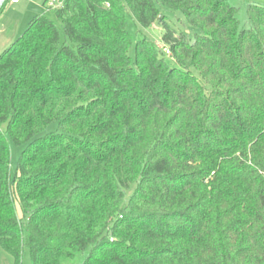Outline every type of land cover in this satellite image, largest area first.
Wrapping results in <instances>:
<instances>
[{
  "label": "trees",
  "instance_id": "obj_1",
  "mask_svg": "<svg viewBox=\"0 0 264 264\" xmlns=\"http://www.w3.org/2000/svg\"><path fill=\"white\" fill-rule=\"evenodd\" d=\"M48 11L0 54L13 264L24 249L32 264H264V7L248 5V27L227 0ZM127 16L160 40L133 45ZM10 143L23 147L13 171Z\"/></svg>",
  "mask_w": 264,
  "mask_h": 264
},
{
  "label": "rangeland",
  "instance_id": "obj_2",
  "mask_svg": "<svg viewBox=\"0 0 264 264\" xmlns=\"http://www.w3.org/2000/svg\"><path fill=\"white\" fill-rule=\"evenodd\" d=\"M46 0H18L17 4L8 1L0 12V54L8 48L28 27L31 20L40 14L47 15L48 18L54 20V14L45 8ZM230 5L237 8V19L241 26L248 27L246 10L248 5H259L264 7V0H227ZM167 21L176 30L193 36L195 30L190 27L184 16L176 11L162 10ZM127 28L132 36L133 45L136 40L144 36H148L154 41H159L162 30L158 26H152L148 29H140L135 21L127 16ZM132 53V49H131ZM56 124L52 123L48 126L47 131L55 128ZM11 157V170L15 169L17 160L22 151V146L9 144ZM0 264H13L12 257L0 247ZM21 264H32L27 249H24L21 257ZM77 264H82L81 260Z\"/></svg>",
  "mask_w": 264,
  "mask_h": 264
},
{
  "label": "built area",
  "instance_id": "obj_3",
  "mask_svg": "<svg viewBox=\"0 0 264 264\" xmlns=\"http://www.w3.org/2000/svg\"><path fill=\"white\" fill-rule=\"evenodd\" d=\"M11 1L13 3H16L18 0H11ZM63 2H64V0H46L45 1V8L47 11L61 8L63 6ZM164 51L166 53H169V51L166 48H164Z\"/></svg>",
  "mask_w": 264,
  "mask_h": 264
},
{
  "label": "water",
  "instance_id": "obj_4",
  "mask_svg": "<svg viewBox=\"0 0 264 264\" xmlns=\"http://www.w3.org/2000/svg\"><path fill=\"white\" fill-rule=\"evenodd\" d=\"M5 2H6V0H0V10L2 9Z\"/></svg>",
  "mask_w": 264,
  "mask_h": 264
},
{
  "label": "crops",
  "instance_id": "obj_5",
  "mask_svg": "<svg viewBox=\"0 0 264 264\" xmlns=\"http://www.w3.org/2000/svg\"><path fill=\"white\" fill-rule=\"evenodd\" d=\"M12 2V1H11ZM13 3V2H12ZM18 3V1L16 2V3H13V4H17Z\"/></svg>",
  "mask_w": 264,
  "mask_h": 264
}]
</instances>
